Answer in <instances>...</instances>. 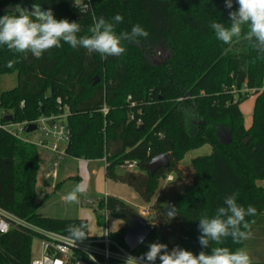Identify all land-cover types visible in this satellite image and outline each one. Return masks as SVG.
I'll return each mask as SVG.
<instances>
[{"label": "trees", "instance_id": "trees-1", "mask_svg": "<svg viewBox=\"0 0 264 264\" xmlns=\"http://www.w3.org/2000/svg\"><path fill=\"white\" fill-rule=\"evenodd\" d=\"M74 1L0 0V17L12 14L17 4L31 10L37 3L44 10L51 8L58 20L78 22V35H89L94 16L112 21L116 14L123 16L116 25L117 34L139 24L149 35L138 42L122 41L125 53L106 60L63 42L39 59L30 53L18 56L0 45V75L16 73L18 80L14 88L0 94V112L13 115L14 122L32 121L58 114L57 99H62L69 107L71 130L64 155L87 161L105 159L108 178L127 183L151 203L155 229L133 252L137 257L154 242L167 244L169 250L179 246L196 255L210 253V248L199 244L198 219L214 215L232 194L239 205L257 210L255 216L245 218L249 231L256 227L264 231V186L257 184L264 180V58L243 35L224 44L210 28L212 20L230 24L229 12L238 9L235 0L232 9L225 7V0H92L94 15L81 14L72 7ZM164 42L171 54L162 63L152 64L146 54ZM14 59L19 62L9 68L8 61ZM245 88L253 89L256 96L250 129L241 110L250 96L241 92ZM6 121L7 115H0V122ZM247 138L249 142L244 143ZM204 144L211 146L212 153L193 158L186 172L180 161ZM164 153L171 156L169 168L151 174L145 165ZM41 160L38 146L0 128V208L36 228L68 235L67 226L78 225L84 218L40 212L50 196L40 198ZM130 161L137 163V170L128 167L117 172L118 166ZM171 173L174 179L161 186V179ZM71 179L76 184L82 181L78 174ZM91 204L99 223L104 211L125 221L124 227L110 234L127 247L125 235L130 215L136 211L112 196ZM162 205H172L176 217L169 220ZM36 234L22 224L0 233V264H31ZM87 235L85 239L96 238L89 230ZM246 242L228 237L222 246L235 251Z\"/></svg>", "mask_w": 264, "mask_h": 264}, {"label": "clouds", "instance_id": "clouds-1", "mask_svg": "<svg viewBox=\"0 0 264 264\" xmlns=\"http://www.w3.org/2000/svg\"><path fill=\"white\" fill-rule=\"evenodd\" d=\"M238 9L229 12L230 24L212 20L210 28L218 41L231 44L234 38L242 35L256 50L259 57L264 58V0H235ZM86 7L79 8L81 14ZM225 7L232 9L233 0H225ZM123 22V16L116 14L112 21L104 18H93V24L88 28L89 35H78L81 27L78 22L67 19H56L51 8L42 9L34 3L31 10L15 6L12 14L0 17V45L6 46L10 52L26 57L29 53L39 59L45 52L60 48L62 42L72 49L84 48L89 53L99 54L101 59L119 57L126 51L122 41L138 42L139 38H147L149 33L139 24L132 27L130 32L117 34L116 25ZM246 29V31H245ZM18 59L9 60L7 66L13 67ZM86 185L82 182L70 191L64 199L68 203H79L81 196L86 194ZM256 208L249 205L245 208L237 203L235 194L226 196L223 205L215 214L201 215L198 219L199 244L202 248H210V253L200 251L198 255L176 246L171 250L164 243L154 242L148 246V251L136 257L128 255L124 264H252L250 254L243 248L231 250L222 246L224 240L231 237L236 243L251 238L250 223L246 216H255ZM176 209L168 211L169 220L176 217ZM91 217L81 223L70 224L66 228L68 238L82 241L88 237ZM143 243V237L138 239ZM216 245L210 247V245Z\"/></svg>", "mask_w": 264, "mask_h": 264}, {"label": "rangeland", "instance_id": "rangeland-1", "mask_svg": "<svg viewBox=\"0 0 264 264\" xmlns=\"http://www.w3.org/2000/svg\"><path fill=\"white\" fill-rule=\"evenodd\" d=\"M171 54L170 46L168 43H159L153 46L152 50L146 54L148 60L152 64L162 63ZM17 75L16 73L0 75V94L3 91H9L17 85ZM236 98L238 96H235ZM254 106V99L247 98L241 104V109L243 111L244 123L248 122L247 107ZM190 120V119H189ZM197 120V119H196ZM192 131L194 127L191 126ZM190 128V129H191ZM33 137L39 135L38 131L32 133ZM41 167L38 172L37 186L39 189L40 198L46 195L47 200L43 203L40 208V212L44 215L58 217V218H87L91 217L89 221L90 229L89 234L91 236H102L105 234L107 229L110 233H114L124 227L125 221L114 214L111 211H104L101 222L97 220V213L95 212L91 201H95L98 198H103L104 196L110 194L113 197H119L124 200L128 205H130L136 212H138V207L142 205H151V203L145 202L138 192L127 183L119 180L110 179L106 176L105 163L94 160L91 162L88 171L91 175L89 182H85L86 194L81 196L79 203H68L64 197L76 187L75 180L68 179L67 174H76L75 168L72 166L62 163L61 156L51 151H46L41 148ZM212 148L209 144H204L194 150H191L183 160L180 161V166L186 172H190V162L193 158L201 155H206L212 153ZM65 156V155H64ZM136 169L138 165L136 162H126L125 164L117 167L118 173L125 172L126 168L131 167ZM96 170L97 174H93L92 170ZM64 170V171H63ZM167 181L165 178L161 179L160 185L164 186ZM109 192V193H107ZM166 208L165 205L160 206V209ZM107 213V215H106ZM154 215V210L150 217ZM149 218L147 220L149 221ZM151 222V219L149 221ZM153 224V223H152ZM251 238L247 239L245 246L243 247L251 257L252 262L259 264H264V231H260L257 227L251 231ZM32 258H37L40 255V245L39 240L35 237L32 242Z\"/></svg>", "mask_w": 264, "mask_h": 264}, {"label": "built area", "instance_id": "built-area-1", "mask_svg": "<svg viewBox=\"0 0 264 264\" xmlns=\"http://www.w3.org/2000/svg\"><path fill=\"white\" fill-rule=\"evenodd\" d=\"M92 2V0H75L72 7L79 9L87 6L85 12H90L94 15ZM241 92L249 93L251 96L254 90L245 88ZM57 103L60 107L58 114L41 116L36 120L24 122H14V120L10 121L7 119L5 123L0 122V128H4L26 143L38 146L46 151L64 155L71 136V130L67 123V117L70 114L69 107L63 104L61 98L57 99ZM104 111L107 112V109L105 108ZM4 114L10 115L9 113L0 112V115ZM31 124H36L37 130L28 133L27 128ZM37 131L39 135L33 137L32 133ZM173 179L174 175L171 173L165 180L169 182ZM152 211L151 205H142L138 207V212L136 213L147 219L151 216ZM17 224H22L35 230L37 233L35 237L41 244L40 255L37 258H33L31 264H124L128 255L136 256L128 247L114 240L108 229L102 236L74 243L64 233L36 228L25 220L0 208V233L8 232Z\"/></svg>", "mask_w": 264, "mask_h": 264}, {"label": "water", "instance_id": "water-1", "mask_svg": "<svg viewBox=\"0 0 264 264\" xmlns=\"http://www.w3.org/2000/svg\"><path fill=\"white\" fill-rule=\"evenodd\" d=\"M5 10H13L11 7H6ZM7 119L10 121L14 120L13 115H7ZM51 123V122H50ZM37 130L36 124H31L27 128V132L31 133ZM249 138L244 140V143L249 142ZM171 163V156L169 153H164L153 157L145 166V168L150 171L151 174H155L160 169L169 168ZM173 208L172 205H168L163 209V213L167 215L168 211ZM130 215V225L127 229L125 235V244L131 252H135L142 243L138 242L140 237H143V242L151 235L155 229V225L149 223L142 215L137 213H131Z\"/></svg>", "mask_w": 264, "mask_h": 264}, {"label": "crops", "instance_id": "crops-1", "mask_svg": "<svg viewBox=\"0 0 264 264\" xmlns=\"http://www.w3.org/2000/svg\"><path fill=\"white\" fill-rule=\"evenodd\" d=\"M249 98H252V99H254V106L252 105V107L249 105L248 107H247V111H245L246 113H247V117H248V122L247 123H245V127L247 128V129H250L251 127H252V125H253V111H254V107H255V101H256V96L255 95H251V96H249ZM242 110V109H241ZM242 113H243V111H242ZM61 162L62 163H66V165H70V166H72V167H74L76 170H75V172H76V174H78L79 175V177L81 178V180L82 181H80L78 184H80V183H85L86 181L87 182H89L90 181V179H91V175H90V173H89V171H88V168H89V166H90V164H91V162H93L94 160H98V161H101V162H104L105 163V168H106V161H105V159H92V160H86V159H71V158H69V157H67V156H61ZM64 171V170H63ZM92 173L93 174H97V171L96 170H92ZM75 174H71V172L69 173V174H67L66 176H68V179L70 178V180H71V177L72 176H74ZM77 184V185H78ZM257 184L259 185V186H264V180H258L257 181ZM107 193H109V192H107ZM109 196H112V195H110V194H108ZM113 197V196H112ZM119 198V197H118ZM81 200V202H82V199H79V201ZM77 217V216H76ZM85 219V218H84ZM94 237H99V236H94Z\"/></svg>", "mask_w": 264, "mask_h": 264}]
</instances>
